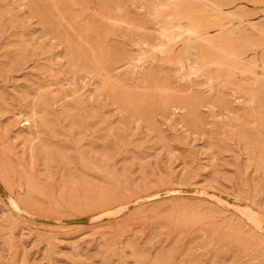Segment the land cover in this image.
<instances>
[{
  "label": "rangeland",
  "instance_id": "obj_1",
  "mask_svg": "<svg viewBox=\"0 0 264 264\" xmlns=\"http://www.w3.org/2000/svg\"><path fill=\"white\" fill-rule=\"evenodd\" d=\"M0 264H264V0H0Z\"/></svg>",
  "mask_w": 264,
  "mask_h": 264
},
{
  "label": "bare ground",
  "instance_id": "obj_2",
  "mask_svg": "<svg viewBox=\"0 0 264 264\" xmlns=\"http://www.w3.org/2000/svg\"><path fill=\"white\" fill-rule=\"evenodd\" d=\"M165 36V35H164ZM227 56V55H226ZM220 198V197H219ZM249 210V209H248ZM250 211V210H249Z\"/></svg>",
  "mask_w": 264,
  "mask_h": 264
}]
</instances>
